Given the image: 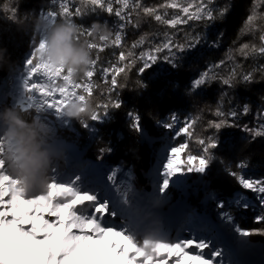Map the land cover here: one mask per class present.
Returning a JSON list of instances; mask_svg holds the SVG:
<instances>
[{"label":"snow or ice","instance_id":"1","mask_svg":"<svg viewBox=\"0 0 264 264\" xmlns=\"http://www.w3.org/2000/svg\"><path fill=\"white\" fill-rule=\"evenodd\" d=\"M57 3V0H53ZM71 0H58L59 11L42 12L41 18L46 24H54L58 16L65 20L81 17L87 13L80 5L90 4L91 11L97 9L118 18V31L109 36H100L102 43L89 42L88 49L97 50L95 58H91L88 70L80 77L73 78L72 70L63 65L52 64L43 56L47 40L41 30L38 42L23 58V71L16 74L17 87L0 101V110L4 106L14 107L26 120H37L47 130V136H41L42 146L53 151L59 142L57 133L60 128L70 127V120L65 116V110L73 103H78L77 117L81 127L94 138L98 130L84 119V113L93 122L106 123L114 119L112 110L123 106L118 89L126 88L125 83L118 79L121 75L128 78V73L135 69L139 79L137 86L146 87L143 75L163 62L172 68H178L180 60L196 51L202 44L209 48L217 47L223 33L215 40L209 41L201 32H185L182 41L175 39L169 32L163 33L160 43H151V37L144 34L134 41L126 51H120L116 63L110 67L99 69L101 78L107 85L102 92L105 100L94 107H88L94 89L93 77L97 74L100 55L106 47H123V38L128 26L139 28L141 20L150 19L169 29L178 30L179 26L196 24L205 28L213 27L217 22H223L232 11L229 0H162L154 6H145L142 0H79L78 6L71 9ZM264 0L257 3L252 0L249 13L245 18L241 31L259 32V44H241L237 49L243 57H264V13L259 12ZM114 5H116L114 7ZM16 8L11 9L13 22H19ZM169 10H172L171 12ZM135 16V20H133ZM104 23L107 24L105 21ZM77 35L91 36L89 29L80 26ZM146 43L150 46L139 53L135 50ZM225 61L220 60L212 68L223 67ZM120 65V66H118ZM212 68H206L193 77L188 85L187 94L194 96L202 88L218 81L228 88H234L237 83L250 84L254 82L253 72L238 73L233 68L227 77L216 75ZM257 71L264 73V65ZM111 74L110 80L108 79ZM63 83L58 84L57 81ZM79 90V91H78ZM115 93V98H113ZM227 93H223L218 101L214 115L224 117L221 110ZM11 97V103H9ZM231 103V101H228ZM249 105L243 104L240 109L230 110L228 116L233 118L246 115ZM264 118V108L259 113ZM129 128L141 141L152 144L154 139L149 135L142 123L138 111L126 113ZM196 119L185 118L183 126L179 127V117L171 112L167 120H154L157 128L175 132L172 139L182 135L194 138L199 146L197 154L187 151L189 141L175 147H166L161 165L153 169V193L142 196L133 187L131 170L125 173L127 179L117 182V174L122 169L110 167L105 172L101 162L92 167L96 170L93 181L83 174L69 177L61 182L52 161L43 169L48 183L41 194H35L33 189L23 186L22 181L11 174V166L15 160L14 140L5 139L0 134V264H224L222 259L225 252L216 247L217 242H227L220 229L225 233L229 228L238 236L233 242L246 243L241 238L254 234L264 235V229L244 230L234 225V217L224 211L226 203L234 204L237 209L247 211L258 203L261 214L255 216V221L264 222V178H246L242 170L247 167V160L241 159L233 166L230 162L219 160L215 151L227 141H222L219 133L224 128L241 127L227 119L209 121L208 127L216 130L217 135L196 137L194 132ZM74 130V129H73ZM242 130L253 140L264 137V123L258 128L243 125ZM110 148H101L97 156L102 161ZM184 153V158H181ZM222 165V171L232 177L241 189L233 193L229 200L220 199L215 190L210 189L211 181L207 179L213 163ZM191 175L197 177V182L205 187L206 199L215 202L219 209L220 225L212 224L207 217H195L198 228L191 238L179 239L172 242L161 234L154 223V206L167 199L170 187L181 186ZM254 194V200L246 193ZM45 213L55 219H46ZM193 216L195 214L193 213ZM27 225V227H26ZM227 225L228 227H225ZM208 257V258H205Z\"/></svg>","mask_w":264,"mask_h":264},{"label":"trees","instance_id":"2","mask_svg":"<svg viewBox=\"0 0 264 264\" xmlns=\"http://www.w3.org/2000/svg\"><path fill=\"white\" fill-rule=\"evenodd\" d=\"M159 2L162 0H142L145 6H154ZM218 2L222 3L223 0H218ZM229 2L232 4V11L229 16L225 21L217 22L211 28L193 23L179 26L178 30H173L150 19L141 20L139 28L128 26L122 41L124 46L120 48L106 47L102 53H99L100 64L106 65L107 63V66H111V63H116V56L119 52L126 51L134 41L144 34L151 37L153 44L160 43L163 39V33L166 31L174 35L178 41L183 40L185 32L193 31L201 32L209 41L215 40L221 32L223 37L217 47L209 48L207 44H202L196 51L183 57L178 68H172L163 62L159 63L143 75V83L146 85L144 88L137 86L139 77L135 69L128 73L127 80L123 75L118 77L121 83L127 85L126 88L117 90L124 102L123 106L119 110H112L114 119L99 125L98 135L91 141L85 138L87 133L81 127L79 118H73L75 130L60 129L58 131L61 135L69 138H75L77 135L76 139H79L80 145H86L88 155L96 159L101 148H110L111 151L106 152L102 160L131 166L135 173L136 184L143 187L147 183L143 170L148 168V162L156 156V151L159 146H162L163 141V132L155 126L154 120L164 119L171 112H178L181 116L196 119L195 136L205 137L217 135L215 129L208 127L209 121L227 119L241 127L224 128L220 131L219 137L222 141H227L228 146L225 147L222 144L215 151L219 160L230 162L234 166L235 162L246 159L248 168L264 171V137H257L253 140L248 133L242 130L243 125L258 128L264 123V118L258 116L259 111L264 108V73L257 71L261 65H264V57H243L237 52L241 44L255 43L258 45L259 32L241 31L244 28L245 18L249 13L252 0H229ZM256 2L260 3V0H256ZM71 4V9L74 10L79 4V0H71ZM80 6L87 14L71 18L80 26H90L93 21H106L108 28L114 29V25L119 23L115 15H110L99 9L92 12L90 4ZM13 8L18 9L16 16L19 22L8 19L12 16L11 9ZM44 9L58 10V6L53 3V0H0V52L3 53V61H0V78L4 72L14 69L20 63V60L31 47V42L36 41L35 21L40 11ZM258 11L264 13V4ZM133 20H135V16H133ZM257 23L264 24V20H258ZM84 36L77 35L76 38L78 40L84 39ZM99 37L94 39L97 44L102 43ZM112 38L113 36L110 35L109 40ZM149 46L146 43L142 48L136 49V55L138 56L141 51L146 50ZM92 52L95 56L97 55V50L94 49ZM94 55L92 58H95ZM220 60L225 61L223 67L212 68ZM206 68H212V71L221 77H227L233 68H236L238 73L253 72L254 82L250 84L237 83L234 88H228L220 82L214 81L209 86L199 90L194 96L188 95L187 89L191 79ZM77 78L80 80V77ZM110 78L111 74L108 76L109 80ZM93 82L98 87L94 89L91 97V107L106 99L102 92L107 88L98 73L93 77ZM223 93L228 94L223 105H220L225 116L218 117L214 115V112ZM113 98H115V93H113ZM9 103H11V97H9ZM243 104L249 105L248 114L238 115L235 118L227 115L230 110L238 111ZM128 111L140 113L142 123L148 133L156 135L157 139L153 145L141 141L130 130L126 117ZM84 119L90 121L87 114H84ZM186 140L189 141L187 151L197 154L199 146L195 143V139L186 136ZM207 179L211 181L210 189L215 190L224 200L231 197L234 191L243 190L232 177L222 171V165L219 163H213ZM200 196L190 200V204L194 208L201 209L203 207V204L200 203ZM211 205H208L210 209L212 208ZM229 209L245 230L264 229V222L255 221L256 212L249 209L241 211L234 204L229 205ZM248 239L252 242H259L264 247V235L254 234Z\"/></svg>","mask_w":264,"mask_h":264},{"label":"rangeland","instance_id":"3","mask_svg":"<svg viewBox=\"0 0 264 264\" xmlns=\"http://www.w3.org/2000/svg\"><path fill=\"white\" fill-rule=\"evenodd\" d=\"M56 5L58 6V0H57V3ZM70 6L72 7V4H70ZM48 10H56V9H44V10H41L40 11V14L38 16L39 19L43 20L41 18V14L42 12L46 14V12ZM56 11H59V8L58 10ZM65 20L63 17H60L58 16L55 20V23H57L58 21H63ZM44 21V20H43ZM54 23V24H55ZM118 24L117 23L116 25H114V29H110L111 30V33H115V31H118ZM83 28L85 29H89V26H86V25H82ZM35 34L37 35L36 36V41H32L31 42V47L29 48L28 52L26 54H28L31 50V48L34 46L35 43L38 42V39L41 35V30L40 29H35ZM85 38L84 39H79V40H84V41H87V43L89 42H95L94 39L97 37H93L92 35L91 36H84ZM33 43V44H32ZM97 43V42H95ZM26 54L24 55V57L26 56ZM93 52L91 50V58L93 56ZM95 56V55H94ZM23 57V58H24ZM96 57V56H95ZM17 64V63H16ZM12 67H14V65H11ZM102 67H110V66H107V63L106 65H102V64H98L97 65V73L100 75L99 73V69L102 68ZM13 69V68H12ZM23 71V59L20 60V63H18V65L16 67H14L13 71L11 70H8L6 72H4V75L0 78V101H2L4 99L5 96H8L10 92L14 91L17 87V83H16V74L19 73V72H22ZM82 76V75H81ZM80 76V77H81ZM101 76V75H100ZM77 79V82H79L80 80L78 78ZM58 84L60 83H63L62 81H57ZM79 91V90H78ZM178 117H179V125L177 126L176 128V131L179 130V127L180 126H183V122L185 120V118H190L189 116H181L180 113L178 112H175ZM168 116L164 119H159V120H167ZM70 120V127H68V129H74L75 126H74V123H73V118H68ZM90 125H94L95 128L97 130H99V125H101L102 123H98V122H93V121H88ZM60 129H63V128H60ZM59 129V130H60ZM75 130V129H74ZM160 130H162V136H163V141H162V146H159L157 151H156V156L150 161L148 162V168L146 170H143V175L146 177V185L139 188L138 185L136 184V179H135V173L133 172L131 166H125L123 163H117V164H114V163H108V161H96L95 158H93L92 156L88 155L87 153V147L86 145H80L79 143V139L77 140L76 136L75 138H69V137H66L64 135H61L60 131H58L57 133V139H58V143H62L64 146L65 145H68L70 146V149H65L62 148V153L64 154L66 151L68 152L67 153V157L68 156H74L76 155V157L73 159L74 161H77L79 159V156L80 154L82 153L83 155V162H86L84 165H82L80 168H78V166H73L71 165L70 162H67V161H64L63 159V156H60V163L58 164L61 167L64 166V168H62V171H63V176H61L59 178V180L61 182L63 181H67L69 179V177H73L74 178V175H79L81 173H83L86 177L89 175H91V173L94 171L93 170V165H96L98 163H103L105 165V168L107 166L110 167H117L119 166L122 171L118 172L120 174V181L121 180H126L127 177L125 175V173L129 172V170H131V173H132V176L134 177L132 183H133V187L135 188L136 192L139 193L140 195L142 196H148L150 194L153 193V184H152V176H151V173L153 171V169L161 166L158 162L161 161L162 159L166 158L164 157L163 153L166 149V147H175V146H178L179 144L181 143H184L185 142V139H186V136L182 135L180 137H176L175 139H172V137L175 135V132L174 131H171V130H167V129H163V128H160ZM86 133L87 135L85 136L86 139H88L89 141H91L93 139V137L91 136V134L86 130ZM150 135V134H149ZM153 137L154 139V142L152 144H149V145H153L155 142H156V135H150ZM182 137V138H181ZM58 148L57 146H55L53 149H56ZM184 153H181V158L183 159L184 158ZM66 163V164H64ZM82 164V163H81ZM80 164V165H81ZM59 166H57V168H59ZM92 168V170L90 171V169ZM78 170V171H76ZM243 174L245 175L246 178H264V171H259L257 169H253V168H248L246 167L244 170H242ZM58 174V173H57ZM88 178V177H87ZM89 179V178H88ZM41 191L42 190H39V189H35L34 192L35 194H41ZM206 189L203 185L199 184L197 182V177L195 175H191L190 178L186 179V181L179 187H176V186H173V187H170V189L168 190V196H167V199H164L162 200L161 202H159L158 204H156L154 206L155 208V211L154 213H159V215H162V212H165V211H168L169 213H173L175 210H178L179 208L185 206V207H193L191 204H190V200L192 198H197V196H200V203L202 204H205V206L201 209H195V210H191V211H194L195 213L199 214V215H204L205 217H207L212 223H214L215 225H220V219H219V216H218V212H219V209H217L215 207V202L212 201V200H208L206 199ZM237 191H241L243 192L244 190H236L234 191L233 193L237 192ZM233 195V194H232ZM246 195L249 197V198H252L254 200V194L251 193V192H247ZM218 197L220 199H222L219 195ZM231 197L227 198V200L231 199ZM212 203L211 205V209H210V206L208 207V203L207 202H210ZM257 204V208L254 210V212H256V215H260L261 214V208L260 206ZM250 211H253L252 208H249ZM224 211H228L230 212L233 217H234V225H238L240 228L244 229L240 223H238L237 221V217H235V215L230 211L229 209V204L226 203L225 205V209ZM45 215V218L46 219H55L54 217H49L47 213L44 214ZM255 215V216H256ZM187 221L189 222L187 226L183 227V230L182 232L174 237L173 239L170 240V237H166L164 236V238L172 241V242H175V240L177 238H180L179 239H185V238H191L190 236V232L195 234V230L191 229V223L192 221L190 220V215L187 216ZM27 227V225H26ZM225 227H228L227 225H225ZM187 228V229H185ZM245 230V229H244ZM223 237H225L226 239H228V246L227 247H222L220 245H215L216 247H220L224 252L228 251H233L236 246L238 245L239 247L243 248L244 250H249L250 252L251 251H263L264 252V247L261 243L257 242V243H252L248 240V237H245V238H241L243 240H246V243L244 244H238V243H234L233 242V237L234 236H238V234H235L231 228H229V232L225 233L223 231V229H220ZM233 236V237H232ZM225 249V250H224ZM205 258H208V257H205ZM223 261H224V264H229L230 260L229 259H226L224 256H223ZM264 264V263H263Z\"/></svg>","mask_w":264,"mask_h":264},{"label":"clouds","instance_id":"4","mask_svg":"<svg viewBox=\"0 0 264 264\" xmlns=\"http://www.w3.org/2000/svg\"><path fill=\"white\" fill-rule=\"evenodd\" d=\"M79 28L80 25L72 20H63L55 24H46L39 18L35 21V29L44 30L43 34L47 40L44 58L52 64L70 68L74 79L88 70L91 61L87 41L76 38ZM89 30L93 37L110 35L107 24L100 21H93ZM0 61H3L2 52ZM79 107L78 103L68 106L65 116L76 118ZM88 107L90 109L91 105ZM0 134L5 139L14 140L15 160L11 166V174L18 177L23 186L30 190L45 189L48 178L43 174V169L53 158V151L42 146L39 139L41 136H47L46 128L35 119L30 121L24 119L16 108L4 106L0 110Z\"/></svg>","mask_w":264,"mask_h":264},{"label":"bare ground","instance_id":"5","mask_svg":"<svg viewBox=\"0 0 264 264\" xmlns=\"http://www.w3.org/2000/svg\"><path fill=\"white\" fill-rule=\"evenodd\" d=\"M55 146H57L58 148L56 149H53V152H54V155L56 156V158L58 159L59 158V153L62 151V148L65 147V149H70L68 146H61L60 143H57ZM67 155V154H66ZM73 158L76 157V155H72ZM81 157V154L79 156V158ZM86 162H83L81 165L78 166V168H80L82 165H84ZM109 163V162H108ZM71 165H74V162L71 163ZM64 168V166L62 167ZM109 169V166H107L105 168V172ZM92 170V168L90 169V171ZM93 172L91 173V175L87 176L90 180V179H95L96 176V170L93 168ZM78 171V170H76ZM76 175V174H75ZM117 182H120V174L118 173L117 174ZM208 204H212L211 201L210 202H207ZM195 214V216H193L194 218V222H193V225H192V228L197 230V228L199 227L198 226V221L195 217H205L203 215H199L195 212H193ZM185 216V213L183 212V210H181V208H179L178 210H175L173 213H169L168 211H165V212H162V215H159V213L156 212V214L154 215L155 217V221L154 223L158 226V229L159 231L161 232L162 235H166L167 233H170V234H179L181 232V225L180 222L182 221L183 217ZM213 224V223H212ZM233 237V236H232ZM225 239V238H224ZM174 240V239H173ZM226 240V239H225ZM227 242V240H226ZM256 243V242H255ZM223 244V245H222ZM220 244V246L222 247H225L224 243ZM216 246L218 244H215ZM259 253V261H258V264H263L264 263V252H258ZM237 258H239L238 256H235ZM219 259H222L223 260V257L219 258ZM241 259V264H251V262L247 259V256H243ZM229 264H232L231 262Z\"/></svg>","mask_w":264,"mask_h":264}]
</instances>
